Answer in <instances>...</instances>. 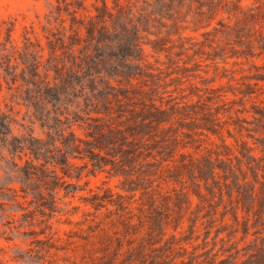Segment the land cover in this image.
<instances>
[{
	"label": "rangeland",
	"instance_id": "rangeland-1",
	"mask_svg": "<svg viewBox=\"0 0 264 264\" xmlns=\"http://www.w3.org/2000/svg\"><path fill=\"white\" fill-rule=\"evenodd\" d=\"M87 28L95 29L92 38ZM58 31L64 43L50 55L48 39ZM12 42L37 51L41 76L45 68L60 69L46 75L62 94L60 102H48L62 109V122L51 125L66 128L71 121L81 137L78 124L90 127L99 119L117 127L125 118L118 117L116 97L129 102L126 93L136 98L144 92L151 113L159 110L164 118L157 125L163 152L153 150L135 164L124 163L123 150L75 153L63 164L67 175L56 180L55 165L64 159L55 150L44 202L54 196L56 210L33 216L36 199L29 193V203L23 202L28 217L4 199L0 264H103L117 239L124 250L126 239L160 237L161 227L164 238L175 234L189 252L219 253L229 202L223 186L222 202L220 189L210 194L193 167L198 163L207 177L204 156L221 165L216 157L223 153L236 174L249 179L264 163V0H0V51ZM38 90L52 92L33 88L35 95ZM136 102L131 107L144 110ZM44 131L22 105L14 132L44 138ZM217 171L223 180V170Z\"/></svg>",
	"mask_w": 264,
	"mask_h": 264
},
{
	"label": "trees",
	"instance_id": "trees-1",
	"mask_svg": "<svg viewBox=\"0 0 264 264\" xmlns=\"http://www.w3.org/2000/svg\"><path fill=\"white\" fill-rule=\"evenodd\" d=\"M86 31L91 38L96 34L94 28H87ZM62 35V31H58V35L53 40L49 37L50 55H56L57 48L64 43ZM3 50L8 53H4ZM88 57L87 53L83 55L85 60H88ZM39 62L37 51L30 49L29 44H24L20 48L12 42L0 51V161L5 160L8 164L6 167L0 162V203H5L4 199L16 202L20 206L16 211L22 210L24 216L28 217L29 207H25L23 202L29 203V193H32L36 199L33 216L37 213L49 215L56 210L57 201L54 196L50 199L52 202H44V189L49 182L48 159L55 150H58L64 159V162L60 161L57 166L55 165L53 178L56 180L67 175L63 164H67L69 156H74L75 153L79 156L91 157L95 149L109 151V153L116 149L118 152L123 150L124 163L135 164L140 158L146 161L153 150L159 154L163 152L161 149L163 145H160V128L157 125L161 124L164 118L159 116V110H157L158 113H151L152 109L148 106L144 92L136 98L126 93L124 96L129 102L119 96L116 97L118 107L116 112L122 114L118 117L125 118L124 123L117 127L101 123L99 119H96L97 124L90 127L78 124L85 136L81 137L72 127L71 121L66 128L58 124L51 125L50 120L56 119L62 122V109L58 107L51 109L48 102L52 104L60 102L62 94L56 88L58 84H50V78L46 75L50 69L56 74L60 69L56 65L45 68V75L41 76ZM4 82L8 89L5 92H3ZM32 86L34 89L52 88V92L47 93L46 96L45 92L38 90L39 92L35 95ZM50 96H53V99H49ZM84 98L89 100L86 95ZM135 102H139L144 110L138 111L140 107H131V103ZM150 104L154 106L152 102ZM22 105H25L27 112H31L34 121L41 122L42 127L45 128L44 138L36 137L30 132H14V123ZM109 106L105 109L108 114L113 109L112 104ZM169 138H171L170 133L164 136L167 141ZM164 139L163 144L166 142ZM58 141L62 146L58 145ZM148 144L153 146L152 149L149 150L151 147H146ZM220 154L221 156L218 155L216 160L221 165H214L215 161L210 155L204 156V166L205 168L208 166L210 171L207 177L203 175L204 168L198 163H195L193 167L194 174L197 172V176L211 187L207 189L210 194L214 193L215 189H220L218 196L221 202L225 194L229 202L228 206L224 207L221 221L224 226L221 231L225 230L227 235L221 237L223 242L219 253L189 252L186 247L178 243L175 234L172 233L168 238H164V227H161L160 237L141 236L126 239L127 247L124 250H121L122 240L117 239L118 248L108 251V261L103 264H264V163L254 167L252 178L246 179L245 176L241 179L231 165L223 159V153ZM217 168L223 170L221 174L223 180L216 178V175H220ZM1 170L4 173H1ZM4 174L8 176L7 179H4ZM57 188L58 185H53L52 192L57 193ZM95 208L98 209V207ZM47 209L49 211H46ZM228 212L230 216L227 218ZM14 216L15 213L10 214L11 219ZM70 221L68 219V222ZM194 226L195 224L193 228ZM242 241L244 244L240 246L239 243ZM180 247H183L185 251L182 253L177 251Z\"/></svg>",
	"mask_w": 264,
	"mask_h": 264
}]
</instances>
